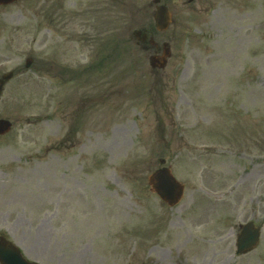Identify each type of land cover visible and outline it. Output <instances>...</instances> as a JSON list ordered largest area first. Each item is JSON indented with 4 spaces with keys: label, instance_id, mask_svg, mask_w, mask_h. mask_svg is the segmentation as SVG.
Segmentation results:
<instances>
[{
    "label": "rangeland",
    "instance_id": "374dc122",
    "mask_svg": "<svg viewBox=\"0 0 264 264\" xmlns=\"http://www.w3.org/2000/svg\"><path fill=\"white\" fill-rule=\"evenodd\" d=\"M91 1L0 6V77L14 73L0 94L12 122L0 209L25 213L0 225L29 230L41 264H139L158 206L147 176L164 158L184 185L252 205L264 264V0H162L182 27L152 32L158 52L172 51L161 70L133 36L154 30L152 0H94L89 12ZM74 2L85 8L72 18Z\"/></svg>",
    "mask_w": 264,
    "mask_h": 264
},
{
    "label": "flooded vegetation",
    "instance_id": "af4514ba",
    "mask_svg": "<svg viewBox=\"0 0 264 264\" xmlns=\"http://www.w3.org/2000/svg\"><path fill=\"white\" fill-rule=\"evenodd\" d=\"M199 1L190 0L189 3ZM170 4L175 8L171 26L180 29L182 11L176 9L177 5ZM194 7L197 12H202L204 9L195 5ZM59 18L63 25L71 24L69 16L63 15ZM90 100L88 95V101ZM62 118L64 119L63 115ZM189 188L191 190L187 194L190 198L186 201L173 207L164 202L158 203L152 221V245L139 264H254V248L239 252L244 226L255 221L252 205L247 204L246 200L240 197H236L232 202H228L223 197L214 201L205 195L199 186ZM0 201H4V195L1 193ZM41 202L43 204L45 201ZM215 204L219 209L214 208ZM172 209L177 212L174 216ZM215 210L216 212L212 213ZM24 214L23 208L17 211L10 208L0 209V220H13L23 217ZM2 228H0V240L4 238L13 242L24 257L31 260L25 252L31 249L29 230H20L18 238H15L11 227ZM74 256L75 252L71 257L72 260ZM107 259H111L110 252L107 253Z\"/></svg>",
    "mask_w": 264,
    "mask_h": 264
},
{
    "label": "water",
    "instance_id": "95a60500",
    "mask_svg": "<svg viewBox=\"0 0 264 264\" xmlns=\"http://www.w3.org/2000/svg\"><path fill=\"white\" fill-rule=\"evenodd\" d=\"M13 0H0V2L8 3ZM161 12L156 16L157 26L159 28H166L169 22V15L165 9L160 8ZM163 58V57H162ZM162 58H151L156 61L159 66L164 65ZM30 64V61H27V66ZM11 76V73H8L4 76V79H8ZM2 81L0 82L1 87ZM10 127V122L5 119H0V133H4ZM163 162V160H161ZM149 184L153 190H156L163 199H167L169 203H175L181 195V186L172 176L170 171L167 168H162L160 170L154 171L149 175L148 178ZM255 231H253L254 233ZM257 238V230L252 236V240ZM3 258V259H2ZM1 259L5 264H10L7 258L2 257Z\"/></svg>",
    "mask_w": 264,
    "mask_h": 264
}]
</instances>
